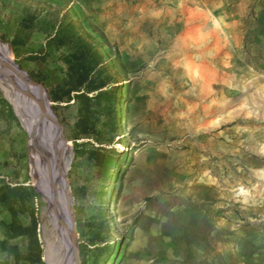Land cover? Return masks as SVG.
Wrapping results in <instances>:
<instances>
[{
  "label": "rangeland",
  "instance_id": "obj_1",
  "mask_svg": "<svg viewBox=\"0 0 264 264\" xmlns=\"http://www.w3.org/2000/svg\"><path fill=\"white\" fill-rule=\"evenodd\" d=\"M0 42L72 147L80 264H264V0H0ZM2 80L0 264H48Z\"/></svg>",
  "mask_w": 264,
  "mask_h": 264
},
{
  "label": "bare ground",
  "instance_id": "obj_2",
  "mask_svg": "<svg viewBox=\"0 0 264 264\" xmlns=\"http://www.w3.org/2000/svg\"><path fill=\"white\" fill-rule=\"evenodd\" d=\"M5 51L4 55L6 59H11V53L9 48L6 45H3L0 42V51ZM16 66L12 64V67ZM21 81L22 78L17 76ZM16 78V77H15ZM18 80V79H17ZM4 88L7 90L8 88L14 90L17 93V99L13 101L16 111L23 120L26 128L29 133L32 135V145H31V154L34 160L38 163V181L41 183L43 187V179L45 176L51 175L52 173H58V164H57V149L56 146L59 143V134L56 132V127L54 125V115L50 114V111L44 107L45 96H39L36 92L26 93L25 91L20 93L17 91V87L19 84L15 82H11L9 80H2ZM8 91V90H7ZM12 92V91H11ZM15 96V97H16ZM32 98V99H31ZM40 114V116H39ZM68 150L70 148L68 147ZM121 151L125 152V149L121 146ZM68 159V157H67ZM68 166V161L66 163ZM63 187V186H62ZM62 189V188H61ZM65 193L62 194V209L61 215L59 218V222L56 221V225L51 220H45L48 215V204L44 209V238L47 245L46 250V261L48 264H61V262H54L53 253L57 251L61 246H63L66 250L67 254L72 253L73 244L71 242H67L64 237V227H63V218L64 211L66 209L65 206ZM47 203V201L45 200ZM102 205L108 206V201L105 200L102 202ZM52 225L54 227L52 228ZM56 230H59L61 239L59 243L56 245V249L52 250V240L51 236L55 233ZM59 236V237H60ZM66 254V255H67ZM79 258H75L74 264H79Z\"/></svg>",
  "mask_w": 264,
  "mask_h": 264
},
{
  "label": "water",
  "instance_id": "obj_3",
  "mask_svg": "<svg viewBox=\"0 0 264 264\" xmlns=\"http://www.w3.org/2000/svg\"><path fill=\"white\" fill-rule=\"evenodd\" d=\"M3 44V43H2ZM5 45V44H3ZM10 50V46L7 45ZM5 51H0V79L8 80L11 76H19L22 78L21 83L17 87V91L22 93L25 90H33L38 93L39 96L46 95L45 89L42 85L32 81L27 73L19 69V67L13 66L15 64L12 54L11 59H6L4 55ZM44 107L50 111V114L53 116V113L50 108V103L48 99L44 102ZM40 116V114H39ZM55 119V117L53 118ZM56 127V132L59 134V143L56 146L57 149V162H58V173L45 176L43 179V187L40 185V182L33 177L36 181L40 192L43 195V198L47 201L48 212L50 214V220L56 225V221L59 222L62 209V194L65 196V206L63 218V227H64V237L67 242L73 244L72 253L65 256V259L61 264H74L75 258H79L78 250V240H77V229L75 224L74 210H73V201L71 196V190L69 187L68 172L72 161L69 159V153H72V147L67 143L63 136V130L60 125H58L56 119L53 120ZM32 140H30L29 151H31ZM68 147L70 150H68ZM68 157V159H67ZM68 161V166L66 165ZM33 170V167H31ZM63 186V187H62ZM62 188V189H61ZM80 264V263H79Z\"/></svg>",
  "mask_w": 264,
  "mask_h": 264
}]
</instances>
